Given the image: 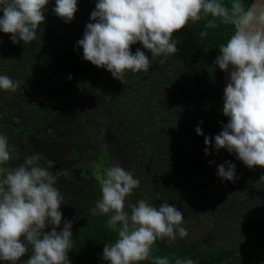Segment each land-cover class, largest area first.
Returning <instances> with one entry per match:
<instances>
[{
  "label": "trees",
  "instance_id": "obj_1",
  "mask_svg": "<svg viewBox=\"0 0 264 264\" xmlns=\"http://www.w3.org/2000/svg\"><path fill=\"white\" fill-rule=\"evenodd\" d=\"M244 2L251 4L252 0ZM95 3L78 0L74 19L65 23L53 12L55 0H49L45 24L37 30V38L26 45L22 41L13 44L10 34L0 32V75L18 81L19 88L23 87L18 95L28 96L37 105L35 115L17 120L5 108L7 99L16 92L0 89V134L14 149L8 166H18L25 157L39 154L41 166L58 160L70 171L74 163L86 159L94 139L82 120L72 126L73 140L66 156L55 150L61 142L57 134H68L71 119L60 114L59 105H49L46 99H69L73 115L83 111L84 116L105 120L108 132L117 137L112 146L122 153V165L127 166L128 158L135 161V174L147 188L145 201L156 207L167 202L183 215L189 210L213 212V234L208 238L193 237L177 244L158 240L153 256H168L172 264L176 257L191 258L196 264H240L252 251L264 250V181L259 170L249 169L226 149L217 152L209 147V155L204 151V137H212L214 146L222 123L228 122L223 115L224 73L214 61L232 27L219 24L207 29L208 35L201 38L205 21L189 22L173 34L179 51L167 57L152 58L140 43L132 45L133 54L137 48L145 51L151 65L147 72L127 70L122 83L104 68L85 61L83 49L77 45L91 22ZM98 83L105 85V101L88 93L87 88ZM80 85L86 89L80 90ZM89 104L93 107L88 108ZM198 126L203 136L197 135ZM122 134L126 137L119 140ZM129 147L138 154L135 151L134 156ZM225 161L236 166L235 182L216 175L218 165ZM56 179L55 187L68 202L61 205L58 231L65 220L73 224V248L68 253L71 264H108L103 247L114 243L118 234L107 226L108 216L91 211L102 197L101 179L95 175L76 181L64 175ZM50 230L51 226L46 229ZM30 255L31 251L21 261Z\"/></svg>",
  "mask_w": 264,
  "mask_h": 264
},
{
  "label": "clouds",
  "instance_id": "obj_2",
  "mask_svg": "<svg viewBox=\"0 0 264 264\" xmlns=\"http://www.w3.org/2000/svg\"><path fill=\"white\" fill-rule=\"evenodd\" d=\"M49 0H0V32L10 34L13 44L34 41L37 30L46 22ZM78 10V0H55L53 12L70 23ZM90 21L77 45L83 59L110 72L123 83L127 70L147 72L151 59L167 57L179 51L173 34L189 22L205 21L207 29L219 24L233 31L226 44L219 46L214 64L227 72L224 88L222 131L205 136L204 151L226 149L249 169L264 168V3L252 0H96ZM140 43L135 53L132 45ZM160 63H164L161 59ZM229 66L232 70L229 71ZM71 79V77H69ZM20 87L8 75H0V89L15 92ZM203 136L202 129L196 128ZM8 138L0 134V261L21 264H71L68 253L73 248L72 221H64L61 205L68 202L55 187L57 172L53 162L41 166L39 154L25 157L15 167ZM209 163H213L209 161ZM216 175L235 182L236 166L230 161L218 165ZM140 181L119 163L109 166L100 181L102 197L91 210L94 215L108 216L107 226L117 232L114 243H105L103 259L108 264H172L168 256H153L158 240L185 238L188 231L181 225L183 213L165 202L159 207L141 199L126 206V198ZM51 226L50 231L46 229ZM174 264H196L191 258L176 257Z\"/></svg>",
  "mask_w": 264,
  "mask_h": 264
},
{
  "label": "rangeland",
  "instance_id": "obj_3",
  "mask_svg": "<svg viewBox=\"0 0 264 264\" xmlns=\"http://www.w3.org/2000/svg\"><path fill=\"white\" fill-rule=\"evenodd\" d=\"M4 49V48H3ZM3 49L1 52H3ZM5 52V50H4ZM6 52L5 55H7ZM39 87V86H38ZM44 87V86H41ZM40 87V88H41ZM85 86L80 85L79 89H84ZM22 88H18L14 95H12L5 102V108L10 110L14 115V118L17 120H23L24 118L30 117L36 114L37 105L34 100H31L28 96H22L21 93ZM86 89V88H85ZM89 94L95 95L99 98L100 101H105L106 98L103 97L105 94V85L103 83L92 84L88 88ZM4 91V90H2ZM5 92V91H4ZM83 95V94H82ZM78 97V96H77ZM81 99V98H80ZM82 100V99H81ZM49 105L57 104L62 109L61 115H65L71 119V127L69 126L70 131L67 135H65L62 131H59L57 137L61 138L60 144L55 146V150L66 156L67 151L70 148L73 140V128L75 124L78 123L79 120H82V126L85 127V130L92 135L94 139L93 148L90 150L89 154L84 161L76 162L72 165V169L66 170L64 169L62 163L58 160L53 162V171L57 172V176L64 175L68 177L71 181H76L82 176L87 175H95L97 178L102 179L104 177L106 169L116 163H120V165L126 170L133 173L134 178L138 179L137 174H135V169L132 167L134 165V159H127V166L122 165V160L119 158L122 156V153L119 152L116 148L112 146L117 140V137L113 136L108 132V128L106 126L105 120L101 118H91L90 116H84V112L81 111L75 115L72 114L73 103L69 102V99H66L64 102L59 97H49L46 99ZM61 102V104H60ZM86 106H83V108ZM93 104H89L88 108H92ZM63 110V113H62ZM126 134L119 135V140L125 139ZM121 145H124L120 142ZM134 156L138 154V152L134 151V148L129 147ZM140 181V180H139ZM147 188L144 183H141L138 188L133 190V193L126 198V206L128 204H136L137 201L143 199L145 200ZM213 212L210 210L203 211L197 210L196 212H191L190 210L184 213V222L181 225L188 231V236L185 238H180L177 236L175 240L165 239L169 243H179L182 240L193 238V237H206L208 238L213 231L211 228L214 225V216ZM209 239H207L208 242ZM0 264H5V262H0ZM23 264V261H21ZM240 264H264V250H254L247 257L245 261H242Z\"/></svg>",
  "mask_w": 264,
  "mask_h": 264
},
{
  "label": "water",
  "instance_id": "obj_4",
  "mask_svg": "<svg viewBox=\"0 0 264 264\" xmlns=\"http://www.w3.org/2000/svg\"><path fill=\"white\" fill-rule=\"evenodd\" d=\"M261 2L262 3H264V0H261ZM232 70V67L231 66H229V71H231ZM224 74H223V89H222V93H223V95H224V88L226 87V85H227V83L229 82V76H228V73L227 72H223ZM227 118V120L229 119L228 117H226ZM257 167V169L259 170V172H260V175H261V178H262V180L264 181V168H262V167H259V166H256Z\"/></svg>",
  "mask_w": 264,
  "mask_h": 264
},
{
  "label": "flooded vegetation",
  "instance_id": "obj_5",
  "mask_svg": "<svg viewBox=\"0 0 264 264\" xmlns=\"http://www.w3.org/2000/svg\"><path fill=\"white\" fill-rule=\"evenodd\" d=\"M67 179H68V177H67ZM76 179H78V180H79V177H78V178H76ZM68 180H70V179H68Z\"/></svg>",
  "mask_w": 264,
  "mask_h": 264
}]
</instances>
